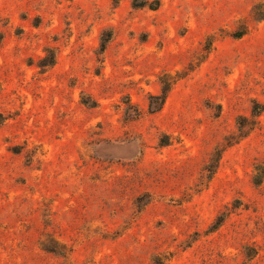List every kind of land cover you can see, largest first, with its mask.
Here are the masks:
<instances>
[{"label":"rangeland","instance_id":"1","mask_svg":"<svg viewBox=\"0 0 264 264\" xmlns=\"http://www.w3.org/2000/svg\"><path fill=\"white\" fill-rule=\"evenodd\" d=\"M253 102L264 0H0V264H264Z\"/></svg>","mask_w":264,"mask_h":264},{"label":"trees","instance_id":"2","mask_svg":"<svg viewBox=\"0 0 264 264\" xmlns=\"http://www.w3.org/2000/svg\"><path fill=\"white\" fill-rule=\"evenodd\" d=\"M102 49L104 48V45L101 46ZM169 90V84L168 86L161 89L160 95L157 96H150L149 98V109L150 110H158L161 105L163 104L166 94ZM156 105V106H155ZM155 109H154V108ZM264 110V104L259 102H253L251 107V116L250 118L239 116L237 119V134L233 135L229 138L225 139V146L230 145L235 140L240 139L243 137L247 130L251 129V127L255 124V119L260 115V113ZM250 127V128H249ZM222 222L221 218H218V221L212 226L213 229L217 228L219 224Z\"/></svg>","mask_w":264,"mask_h":264}]
</instances>
